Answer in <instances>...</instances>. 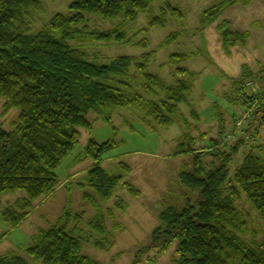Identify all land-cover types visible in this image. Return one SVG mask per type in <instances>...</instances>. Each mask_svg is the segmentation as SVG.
Segmentation results:
<instances>
[{"label": "trees", "instance_id": "obj_1", "mask_svg": "<svg viewBox=\"0 0 264 264\" xmlns=\"http://www.w3.org/2000/svg\"><path fill=\"white\" fill-rule=\"evenodd\" d=\"M255 1L263 0H221L202 14V29L219 22L217 29L226 50L245 46L250 33L231 31L229 22L221 17L229 7L249 6ZM153 2L74 0L67 14H55L40 31L34 32L32 18L42 9V0H0V100L5 102V113L12 109L20 113L13 131L0 128V209L5 194L25 193V197L1 212L2 220L11 229L27 220L38 202L54 195L60 184L57 169L78 146L80 130L93 128L87 119L90 113L111 124L119 110L138 111L140 120L152 131L175 123L189 128L181 111L184 104L191 108L194 120L200 118L189 104L199 74L179 67L175 82L169 84L159 74L148 71L151 53L139 58L117 56L109 63H101L86 49L90 41L146 47V41L134 42L125 30L141 14H151ZM167 7L171 11L162 8L161 16H151L148 29L165 28L168 11L177 22H183L180 9L169 3ZM91 16L103 22H121L114 30L95 33L88 28L87 17ZM187 60L184 54L171 56V64ZM250 80L253 79L245 74L225 96L230 106L241 109L235 125L244 120L238 127H246L244 132L251 134L249 141L243 144L242 139L238 140L231 149L216 153L218 165H205L201 157H194L193 170L180 174V183L196 199L182 208L169 206L163 210L146 252L156 248V256H163L175 246L173 264H264V238L245 239L248 216L237 205L244 197L264 219V144L258 143L259 129L264 128V74L257 79L261 80V87L255 93L246 86ZM216 114L220 136L211 140L219 145L220 138L233 139L222 116L218 111ZM232 134L235 136V132ZM184 137L189 138L188 134ZM248 143L251 148L232 175L230 163ZM115 148L113 141L90 140L76 160L93 162L85 181L98 199L89 194L83 197L95 208L92 219L86 223L85 213L74 214L68 203L56 223L38 229L25 247L0 256V264H103L83 251L84 241L88 242L91 236L95 237L92 243L98 250L113 246L101 206L112 199L120 186L135 197L141 195L134 186L124 183V175L103 167L105 157ZM122 166L128 174L131 172L129 166ZM116 207L126 209L122 201ZM85 228L91 233L89 239ZM4 238L5 235L0 236V242ZM137 257L133 264L143 261V254ZM157 258L149 259L147 264H155Z\"/></svg>", "mask_w": 264, "mask_h": 264}, {"label": "rangeland", "instance_id": "obj_2", "mask_svg": "<svg viewBox=\"0 0 264 264\" xmlns=\"http://www.w3.org/2000/svg\"><path fill=\"white\" fill-rule=\"evenodd\" d=\"M73 1L42 0V9L34 13L32 18L33 31H40L55 14H67ZM167 3L183 12L182 23L171 17ZM220 3L221 0H154L151 14H141L138 21L125 30L134 42L146 41V47L97 41L86 44L90 56L101 63H109L117 56L139 58L151 53L148 71L159 74L169 84L175 82V70L179 67L199 74L200 78L195 84L189 104L200 118L194 120L191 108L184 104L181 105V111L189 128L175 123L169 128L152 131L140 120L141 112L138 111L119 110L111 124L90 113L87 119L93 124V128L80 130L78 146L57 169L60 184L56 192L52 197L38 202L28 219L16 229H11L2 220L1 212L19 198L25 197V193L16 191L2 197L0 236L5 235V238L0 242V256L16 252L30 244L38 229L48 228L57 222L68 203H71L74 214L85 213L86 223L92 219L95 208L83 197L84 194H89L98 199L85 181L93 162L76 160L85 151L88 142L95 140L98 143L113 141L116 144V148L105 157L103 167L109 172L124 175V183L134 186L141 195L133 196L125 186L114 190L112 199L101 206L112 236L109 241L113 246L107 247L106 251L96 249L92 243L95 237L85 228L87 239L89 236L91 238L83 243L84 254L103 264H133L139 258L137 256L142 254L141 264L149 263L154 257H159L155 264H173L176 257L175 246L163 256H156V248L146 252L150 247L153 231L160 224L159 215L169 206L182 208L189 200L196 199L180 183V174L193 170L194 157H201L205 165L212 162L218 165L216 153L220 150L223 152L226 148L231 149L238 140L242 139V143L249 141L251 134L244 132L246 127L235 125L237 115L240 114L241 117V109L236 105L230 106L225 96L232 91L233 83L245 74L253 79L246 86L255 93L261 87V80L257 79L264 74V0L255 1L249 6L229 7L224 11L221 20L229 22L231 31L250 33L245 46L237 45L228 50L224 48L222 34L217 29L219 22L212 23L204 30L201 24L202 14ZM162 8L169 10L166 27L148 29L151 16H161ZM87 18L89 30L95 33L114 30L121 22L120 19L103 22L92 16ZM168 38H171V42L165 43ZM175 54L187 55L188 60L179 65L171 64V56ZM157 93L164 97V94ZM235 96L236 94L234 98ZM148 98L158 99L151 96ZM4 105L5 102L0 100V128L10 132L17 125L20 113L15 109L5 113ZM217 111L230 129V139H233L218 137L219 145L213 144L211 140L219 135ZM234 132L235 136L232 134ZM187 134L189 138L184 137ZM190 137L193 141H190ZM258 143L264 144V128L259 129ZM245 147L230 163L232 175L241 164L243 154L248 153L251 148L249 143ZM123 164L130 167L129 174L124 171ZM118 201H122L126 209H117ZM237 205L248 216L249 232L245 239L262 240L264 219L244 197Z\"/></svg>", "mask_w": 264, "mask_h": 264}, {"label": "built area", "instance_id": "obj_3", "mask_svg": "<svg viewBox=\"0 0 264 264\" xmlns=\"http://www.w3.org/2000/svg\"><path fill=\"white\" fill-rule=\"evenodd\" d=\"M245 117H248V115H246ZM241 123H243L244 122V120H242V121H240ZM241 123H239L238 124V126H240L241 125Z\"/></svg>", "mask_w": 264, "mask_h": 264}]
</instances>
